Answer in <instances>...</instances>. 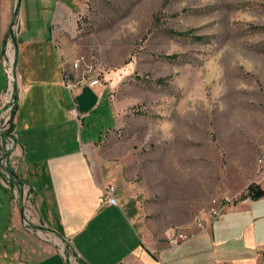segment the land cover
<instances>
[{
  "label": "rangeland",
  "instance_id": "374dc122",
  "mask_svg": "<svg viewBox=\"0 0 264 264\" xmlns=\"http://www.w3.org/2000/svg\"><path fill=\"white\" fill-rule=\"evenodd\" d=\"M56 6L75 11L69 32L56 33L64 64L83 56L115 111L114 128L107 106L91 112L84 137L100 139V157L124 161L128 178L147 191L142 209L153 235L196 225L225 201L217 191L235 180L237 162L255 171L264 148V0H57L34 9L24 32ZM11 58L0 108V181L8 185ZM12 196L0 184V249L14 221ZM61 252L79 263L65 246ZM20 262L0 255V264Z\"/></svg>",
  "mask_w": 264,
  "mask_h": 264
},
{
  "label": "crops",
  "instance_id": "0c3cea01",
  "mask_svg": "<svg viewBox=\"0 0 264 264\" xmlns=\"http://www.w3.org/2000/svg\"><path fill=\"white\" fill-rule=\"evenodd\" d=\"M56 3L0 0V108L7 101L2 86L10 83L5 73L11 57L18 95L8 156L16 177L9 176L15 180L11 185L0 181L18 202L1 257L68 264L61 252L65 246L78 264H263L264 172L257 176L256 168L249 172L238 162L235 180L219 189L217 198L230 201L251 183L259 185L261 197L228 203L215 219L205 212L201 226L186 228L196 234L190 240L175 243L162 232L152 234L142 209L147 191L128 178L124 161L101 158L98 140L84 137V119L101 107L107 106L111 128L116 126L109 91L86 82L73 91L66 85L56 33L69 32L75 11L56 6L24 32L34 9ZM76 75L69 80H78ZM73 108L77 120L68 115ZM108 185L115 189L116 204L107 202Z\"/></svg>",
  "mask_w": 264,
  "mask_h": 264
},
{
  "label": "built area",
  "instance_id": "2783aa9c",
  "mask_svg": "<svg viewBox=\"0 0 264 264\" xmlns=\"http://www.w3.org/2000/svg\"><path fill=\"white\" fill-rule=\"evenodd\" d=\"M71 71H73L77 74L76 76L78 77V80L70 81L69 78H67V77L65 78L66 85L70 91L75 90L78 86H80L84 82L88 83V85H90V86H96L99 84L98 78H96V77L91 78V75L94 74L95 71L93 69V66L91 64H88L84 60V57H78V66H77V68H72ZM11 74H13V77H14V72H13L12 68L10 70V65H9V67L7 69V76L9 78V81H10V78L12 79ZM68 115L71 118H74L76 120L78 119V115L76 113L75 108L69 110ZM263 172H264V148L260 151V153L258 154V156L256 158V172H255V174L257 176H263ZM8 176H11V175H8ZM105 190H106V195L108 197L107 202L110 204H116L117 200H116V196H115L114 187L111 185H108ZM241 201H243V200H241ZM229 202L230 201L225 200L224 202L219 203L217 206L210 208L208 211L210 216L213 219L220 216L225 205L228 204ZM201 223H202L201 218H198L196 220L195 226L199 227V226H201ZM169 235H170V240L177 243V242H184V241L190 240V239L194 238L196 234L194 231H182L179 229H172V230H170Z\"/></svg>",
  "mask_w": 264,
  "mask_h": 264
},
{
  "label": "trees",
  "instance_id": "16d2710c",
  "mask_svg": "<svg viewBox=\"0 0 264 264\" xmlns=\"http://www.w3.org/2000/svg\"><path fill=\"white\" fill-rule=\"evenodd\" d=\"M16 12H17V8H16ZM15 15H16V13H15ZM12 24H13V23H12ZM10 32H11V30H8V32L6 33V37H7L8 35H10ZM63 63H64V61H63ZM63 73H64L65 78H66V77H67V78H70L72 75H74L75 72L71 71V70H70V67H68V66H66L65 64H63ZM14 100H15V102H14V107H13V109H12L11 117H10V119H11V127H13L12 116L14 115V112H15L16 107H17V102H18V95H17V93L14 94ZM99 140H100V139H99ZM99 140H98V141H99ZM9 170H12V169H9ZM12 171H13V170H12ZM12 176L16 177L15 174H14V175L12 174ZM246 191H247V192H246L245 194H244V193H241L240 196H239V198H236V199L233 200L232 202H233V203H236L237 201L244 200V199H246L247 197H249V198L252 199V200H255V199H258L259 197H261V196L263 195V191L260 189L259 185L255 184V183H251V184L247 187ZM169 232H170V231H169ZM169 232H168L167 234H165V236H166L167 238H169V240H170Z\"/></svg>",
  "mask_w": 264,
  "mask_h": 264
},
{
  "label": "bare ground",
  "instance_id": "6f19581e",
  "mask_svg": "<svg viewBox=\"0 0 264 264\" xmlns=\"http://www.w3.org/2000/svg\"><path fill=\"white\" fill-rule=\"evenodd\" d=\"M77 66H78V62H77V60H76L75 62H73L72 67H73V68H77Z\"/></svg>",
  "mask_w": 264,
  "mask_h": 264
},
{
  "label": "water",
  "instance_id": "95a60500",
  "mask_svg": "<svg viewBox=\"0 0 264 264\" xmlns=\"http://www.w3.org/2000/svg\"><path fill=\"white\" fill-rule=\"evenodd\" d=\"M8 173H9V175H12V174L14 175L15 174L14 171H12V170H8Z\"/></svg>",
  "mask_w": 264,
  "mask_h": 264
},
{
  "label": "flooded vegetation",
  "instance_id": "af4514ba",
  "mask_svg": "<svg viewBox=\"0 0 264 264\" xmlns=\"http://www.w3.org/2000/svg\"><path fill=\"white\" fill-rule=\"evenodd\" d=\"M5 158L7 159V155H6V157H5ZM5 158H4V159H5ZM7 160H8V159H7Z\"/></svg>",
  "mask_w": 264,
  "mask_h": 264
}]
</instances>
